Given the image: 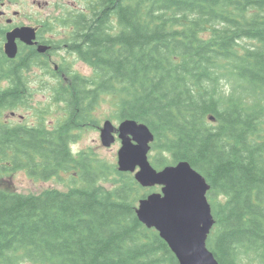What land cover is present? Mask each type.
Returning a JSON list of instances; mask_svg holds the SVG:
<instances>
[{"label":"trees","instance_id":"trees-1","mask_svg":"<svg viewBox=\"0 0 264 264\" xmlns=\"http://www.w3.org/2000/svg\"><path fill=\"white\" fill-rule=\"evenodd\" d=\"M54 19L48 43L92 73L52 76V100L67 112L56 125L0 119V172L67 174L81 186L35 195L0 183V264H178L137 218L149 189L72 153L78 132L99 127L93 112L107 96L116 120L153 133L155 169L187 162L206 179L218 263L264 264V0H85ZM36 55L5 67L0 118L30 93L20 70ZM107 169L120 177L111 189L98 186Z\"/></svg>","mask_w":264,"mask_h":264},{"label":"water","instance_id":"water-1","mask_svg":"<svg viewBox=\"0 0 264 264\" xmlns=\"http://www.w3.org/2000/svg\"><path fill=\"white\" fill-rule=\"evenodd\" d=\"M18 31L30 33L32 30H16L11 33L9 43L13 44ZM113 132L111 122L106 121L101 129L103 147L114 143ZM117 133L121 143L117 153L118 170L134 173L142 187H162L160 193L139 201L138 220L159 233L178 264H218L206 248V239L214 224L206 198L209 190L206 180L187 162L160 171L153 169L147 154L154 137L146 125L127 120L119 125Z\"/></svg>","mask_w":264,"mask_h":264},{"label":"rangeland","instance_id":"rangeland-1","mask_svg":"<svg viewBox=\"0 0 264 264\" xmlns=\"http://www.w3.org/2000/svg\"><path fill=\"white\" fill-rule=\"evenodd\" d=\"M5 6L1 11H5L7 14L1 18L0 22L6 24L5 20L10 18L14 21V12L17 13V19L21 16H37L42 19H48L51 24H54L55 15L60 11H68L70 9L83 10L85 0H6ZM20 15V17H19ZM16 19V20H17ZM54 19V20H53ZM20 21H24L21 19ZM17 22L15 21L14 24ZM65 55V54H64ZM67 59H71V56H66ZM58 59H64L63 57L55 56L54 62L57 63ZM76 72L83 73V75H89L92 73L90 68H87L84 64H76ZM46 84V101L43 103V95L39 94L35 99V107L31 105L30 109H17L10 113L6 111L3 113V119L9 120V123L19 124L24 123L29 126H33L36 122H43L44 126L52 127L61 122L65 118V108L63 106L56 105L52 100V86L55 81L51 76L47 77ZM22 116L23 119L20 117ZM93 116L99 128L103 125V122L110 120L114 127H117L119 121L116 120V98L107 96L103 98L98 107L95 108ZM114 133H112L113 135ZM101 133L98 128H84V130L77 133L76 141L70 146L73 154L78 156L80 153H87L91 155L89 158L92 163L94 160H100V164H104L107 168H113L117 166V151L120 144L117 140L110 147H103L101 143ZM106 182H100L98 186H104L107 189L113 188L115 178L119 180V176L114 172H109L107 169ZM2 179V180H1ZM1 187L10 186L14 191L21 194H35L39 195L43 191L56 189L60 191H67L70 187H80L79 182H71L70 175L60 174L59 178H53L51 180H41L39 178H31L24 171H18L8 176L0 172ZM117 180V181H118ZM9 181V182H8ZM158 193L159 189L156 188L154 193Z\"/></svg>","mask_w":264,"mask_h":264},{"label":"flooded vegetation","instance_id":"flooded-vegetation-1","mask_svg":"<svg viewBox=\"0 0 264 264\" xmlns=\"http://www.w3.org/2000/svg\"><path fill=\"white\" fill-rule=\"evenodd\" d=\"M4 1L6 0H3V2L0 3L2 8H4L6 4ZM6 14L7 13L5 11H1L0 9V20L1 18L5 17ZM17 16V13L14 12V21L8 18L5 20L6 24H2V22H0V94L12 88L11 81L6 79V77L10 74V70L5 68L7 65L11 66L14 64L12 61H16L18 58L19 60L25 61L36 58V54L39 55V59L31 64L29 69L20 70V73L25 79V83L28 85L30 93L26 95L22 103L17 108L10 111V113H12L14 110L16 111V109H20L21 107H24L21 109H30L31 105L35 107L33 103L37 102L35 99H37L39 94L43 95L42 99L43 103H45L47 77L56 75L64 69L63 67H65L61 59H58L57 63H55L53 60L55 56L63 57V51L60 50L59 47L48 43L49 40H54V31L50 33L47 31L46 19H42V17H37L34 15L21 16L20 19H17ZM21 19H24V21H20ZM15 21L17 22L16 24H14ZM53 25L55 26V24ZM21 27H29L34 31V42H31V44H28L27 42L29 41L27 39L31 35L18 38L15 41L17 47L16 55L13 58H10L5 49L7 36L15 28ZM44 47H46V50L41 52L42 48ZM48 52H51L52 55L47 56ZM50 70H52V73H50ZM61 75L63 76V74ZM20 117L23 119L22 116ZM3 121L9 123V120L4 119ZM19 124L30 127L24 123Z\"/></svg>","mask_w":264,"mask_h":264}]
</instances>
